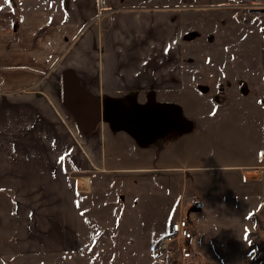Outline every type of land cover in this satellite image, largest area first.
Segmentation results:
<instances>
[{
  "label": "crops",
  "instance_id": "0c3cea01",
  "mask_svg": "<svg viewBox=\"0 0 264 264\" xmlns=\"http://www.w3.org/2000/svg\"><path fill=\"white\" fill-rule=\"evenodd\" d=\"M9 3L0 17V192L15 211L18 253L75 250L78 199L91 194L96 176L148 187H237L206 197L263 206L264 133L254 143L250 124L255 111L264 122V95L251 109L248 87L231 103L228 89L190 75L188 13L204 0ZM192 92L196 99L184 97ZM159 154L167 164L149 166Z\"/></svg>",
  "mask_w": 264,
  "mask_h": 264
},
{
  "label": "rangeland",
  "instance_id": "374dc122",
  "mask_svg": "<svg viewBox=\"0 0 264 264\" xmlns=\"http://www.w3.org/2000/svg\"><path fill=\"white\" fill-rule=\"evenodd\" d=\"M22 1L15 0L18 4ZM204 2L205 7L189 10L188 13L189 30L185 38L191 43L188 51H185L190 75L212 90L219 87L228 89L225 95L230 96L227 101L231 103L232 97L237 94L234 92L248 87L251 91L248 97L250 103L246 105L251 109L262 105L264 0ZM8 4L9 0H0V17L11 9ZM191 11H195L194 14ZM196 94L201 95L199 92ZM204 96L210 104L212 95ZM184 97L196 99L194 92ZM223 101L222 97L216 100L218 103ZM211 104H214L213 100ZM240 116L243 119V113L240 112ZM257 116L260 114L255 111L250 124L254 143H260L264 133V122ZM247 118L250 119V116L247 115ZM125 133L132 139L136 136L130 129ZM207 143L208 138L205 139ZM214 159L204 158L201 164L213 165ZM122 162L134 164L131 159H123ZM142 162L148 164V160ZM167 162L164 155L159 154L149 166L159 168ZM155 170L158 177L166 179L164 170ZM207 171L212 175H217L214 172L221 173L218 169ZM187 174L189 181L195 177L194 172ZM130 178H134V175ZM102 179V176L94 177L91 194L78 199V247L54 255L16 251L15 211L9 196L0 192V264H168L166 257L157 252L156 242L169 232L172 222L180 219L189 222L192 242L198 254L197 264H247L249 258L264 264L263 202V206L258 202L245 210L246 207H238L240 202L234 203L236 199L206 197L217 195L221 190L233 195L237 187H161L159 183L155 187H148V183L142 180H137L136 185L123 179L103 182ZM200 201L204 203L203 211L190 213V208ZM243 205L249 206L248 203ZM179 243L183 241L175 240L171 244L174 258L177 259L180 257L177 250ZM177 259L170 264H180Z\"/></svg>",
  "mask_w": 264,
  "mask_h": 264
},
{
  "label": "built area",
  "instance_id": "2783aa9c",
  "mask_svg": "<svg viewBox=\"0 0 264 264\" xmlns=\"http://www.w3.org/2000/svg\"><path fill=\"white\" fill-rule=\"evenodd\" d=\"M193 236L190 231L189 222L184 220H177L171 223V229L168 233L164 234L162 237L158 239L157 243V252L161 254L163 257H166V263L170 264L174 259V250L171 248V244L175 240H179V242L183 241V243H179L178 251L180 253V257L177 259L180 264H197L196 261V249L194 248V243L192 242ZM187 242H190L188 244Z\"/></svg>",
  "mask_w": 264,
  "mask_h": 264
},
{
  "label": "water",
  "instance_id": "95a60500",
  "mask_svg": "<svg viewBox=\"0 0 264 264\" xmlns=\"http://www.w3.org/2000/svg\"><path fill=\"white\" fill-rule=\"evenodd\" d=\"M204 203L202 201L195 203L189 210V212H202Z\"/></svg>",
  "mask_w": 264,
  "mask_h": 264
},
{
  "label": "snow or ice",
  "instance_id": "6c2138e0",
  "mask_svg": "<svg viewBox=\"0 0 264 264\" xmlns=\"http://www.w3.org/2000/svg\"><path fill=\"white\" fill-rule=\"evenodd\" d=\"M247 238V237H246Z\"/></svg>",
  "mask_w": 264,
  "mask_h": 264
}]
</instances>
